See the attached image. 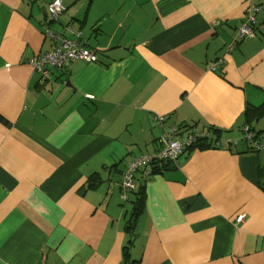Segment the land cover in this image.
Masks as SVG:
<instances>
[{"label": "crops", "instance_id": "obj_1", "mask_svg": "<svg viewBox=\"0 0 264 264\" xmlns=\"http://www.w3.org/2000/svg\"><path fill=\"white\" fill-rule=\"evenodd\" d=\"M51 1L0 0V264H264V150L190 149L121 197L170 128L264 142V0ZM45 27L97 61L40 79Z\"/></svg>", "mask_w": 264, "mask_h": 264}, {"label": "built area", "instance_id": "obj_2", "mask_svg": "<svg viewBox=\"0 0 264 264\" xmlns=\"http://www.w3.org/2000/svg\"><path fill=\"white\" fill-rule=\"evenodd\" d=\"M51 22H55L65 11L60 0H53L45 6ZM264 8V6L262 7ZM259 7L254 9L258 12ZM256 19L254 16L247 18L245 24L241 25L236 32V38H252L255 36L254 26ZM73 32L71 29L65 30V33ZM44 35L54 41L52 48L39 57L31 58L29 61L33 71L39 74V78L43 80L51 79L52 69L59 71L67 70L73 61L96 62L97 56L94 52L81 46L79 34H74L75 39H70L64 34L59 35L55 30L45 27ZM219 63V62H217ZM211 70L215 71L216 66ZM162 120V118H159ZM242 136L240 139L224 138L210 135L205 131H197L190 129L186 132L182 139H178L177 135L180 130L173 127L166 131L160 138V148L156 151L147 153L131 159L126 166V171L122 175L121 192L122 200H128V194L134 191L135 176L141 174L148 178L152 175V168L167 162H177V160L191 148L198 146L200 143H208L212 149H225L237 147L243 142L248 152H260L264 150V142H262L257 133L250 126H244L241 129ZM244 215L237 216L235 222L241 223Z\"/></svg>", "mask_w": 264, "mask_h": 264}, {"label": "trees", "instance_id": "obj_3", "mask_svg": "<svg viewBox=\"0 0 264 264\" xmlns=\"http://www.w3.org/2000/svg\"><path fill=\"white\" fill-rule=\"evenodd\" d=\"M54 70H56V69H52L51 73ZM258 110H259L258 108L253 107L251 109L246 110L245 115L247 116V118H251V117L257 115ZM213 131L215 132L216 135H218V136L220 135L218 130H213ZM203 147H209L208 143H205V142L204 143H200V144H198V146H196L194 148H203ZM194 148H191V149H194ZM165 165H166V162L163 163L160 166L158 165L157 167H153L152 168V172L157 171V169L160 168V167H163V166L165 167ZM258 173H259V177L262 179L263 176H264V168L260 167L259 170H258ZM261 184H263V183L261 182ZM88 185H89V187H94V185H95V178L94 177L90 178ZM132 204H133V206H132L131 214H130L129 219L126 222V226L130 230L133 229L134 222H135L137 216L139 215V213H140V211L142 209V205H143L142 196L136 194V197H135L134 201L132 202Z\"/></svg>", "mask_w": 264, "mask_h": 264}]
</instances>
